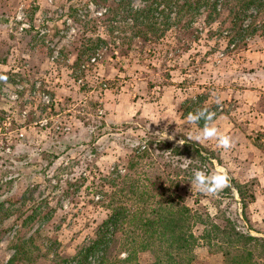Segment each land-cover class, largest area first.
I'll list each match as a JSON object with an SVG mask.
<instances>
[{"label": "rangeland", "instance_id": "obj_1", "mask_svg": "<svg viewBox=\"0 0 264 264\" xmlns=\"http://www.w3.org/2000/svg\"><path fill=\"white\" fill-rule=\"evenodd\" d=\"M167 4L0 0V76H7L0 80V203L9 214L1 225L0 264H98L95 254L86 261L76 257L108 213L100 189L115 188L102 179H116L117 168L124 174L142 144L162 153L150 140L195 141L189 137L205 121L190 124L187 116L201 106L215 112L209 124L229 135L232 146L221 148L215 138L198 142L210 161L193 152L166 154L155 157V172L168 177L164 163L172 160L181 181L169 193L220 225L232 218L240 230L264 237V218L255 213L264 207V7L257 8L256 32L228 44L230 19L221 14L205 22L201 9L188 16L190 34L176 26L174 2ZM96 38L103 40L97 59L76 64ZM185 169L220 170L230 184L206 194ZM35 211L38 217L21 226ZM15 230L32 236L33 257L8 263ZM202 231L203 225H192V264H224L200 239ZM127 232L114 234L110 264L152 262L154 253L124 244ZM124 247L136 252L120 262L128 257Z\"/></svg>", "mask_w": 264, "mask_h": 264}, {"label": "trees", "instance_id": "obj_2", "mask_svg": "<svg viewBox=\"0 0 264 264\" xmlns=\"http://www.w3.org/2000/svg\"><path fill=\"white\" fill-rule=\"evenodd\" d=\"M171 1L177 7L176 26L187 30L186 33H192L190 20H187L188 16L193 18L201 9L204 10L205 22H213L221 14L224 19H230L232 26L225 32L228 44L233 43L238 37V41L242 43L240 36H244V33L256 32L254 29L260 25L255 20V15L258 13L257 8L264 7V0H222L223 2L219 5L218 0H164V3H171ZM247 12L249 14H246ZM143 26L149 27L145 24ZM97 42H103V40L96 38V43L85 45L84 51L87 52L83 55L85 58L78 55L75 63L84 60L80 65H85V63L96 60L99 55ZM238 45L240 44L237 43L236 46L239 47ZM203 108L205 107L201 106L200 109ZM149 143H155L156 148L162 153L142 144L136 147V153L134 151L129 156L126 171L125 167L119 168L125 171L124 174H119L117 168L116 179L107 176L102 179L115 188L112 191L100 189L103 198H107L108 213L98 226L96 237L82 246L76 258L79 261H86L95 254L100 258L98 264H110L111 245L109 244L114 234L128 230L124 244L129 248L139 249L138 251L149 250L154 253L152 262L149 264H192L191 246L196 241L192 225L198 223L203 225L200 239L205 240L209 246L215 247L221 253L224 264H264V237L240 230L232 218H226L224 225H220L207 213H202L197 207L193 208L188 205L182 197L178 198L175 194L169 193L181 181L177 178L180 169L175 168L176 166L171 168L172 160L164 163L168 177L163 178L164 172L160 174L155 172L159 169L155 157L166 154L172 158L193 152L201 160L210 161V157L207 156L202 146L192 140H184L181 146H174L161 139L150 140ZM188 166L190 169L193 167L191 163ZM167 167H170V170H167ZM149 170L153 176H148ZM185 171L193 175L190 171L186 169ZM253 197L252 194L251 198ZM197 201L195 198L194 202ZM8 215L7 208L1 202L0 233L4 231L1 225ZM36 216L35 211L22 218L21 226L29 224ZM21 217L23 215H15V219H21ZM45 217L47 216H39V219ZM216 217L219 218V216ZM15 233L11 241L14 253L8 263L13 262L17 256L26 260L33 257L30 249V243L33 242L32 236L25 238V235L19 234V230H15ZM122 250L128 253V257L120 261L125 262L129 260L134 250H128L125 247ZM156 252L160 254L157 255Z\"/></svg>", "mask_w": 264, "mask_h": 264}, {"label": "clouds", "instance_id": "obj_3", "mask_svg": "<svg viewBox=\"0 0 264 264\" xmlns=\"http://www.w3.org/2000/svg\"><path fill=\"white\" fill-rule=\"evenodd\" d=\"M0 80H7V76H0ZM215 112L209 111L207 108L197 109L194 113H189L187 121L190 124H196L200 120H204L202 131L195 137L196 142L203 143L206 140L215 138L221 148L228 149L232 146L231 137L227 134L221 133L215 126H210L209 122L213 120ZM193 183L198 186L200 191L206 194H217L227 188L230 184V177L226 172L217 170L214 173L206 174L202 170H197L193 174ZM121 258H126V254H122Z\"/></svg>", "mask_w": 264, "mask_h": 264}, {"label": "crops", "instance_id": "obj_4", "mask_svg": "<svg viewBox=\"0 0 264 264\" xmlns=\"http://www.w3.org/2000/svg\"><path fill=\"white\" fill-rule=\"evenodd\" d=\"M261 168L263 169V172H264V164ZM259 181L264 184V174H263L262 178H259ZM255 213L262 215V218H264V214H263L264 213V207L259 208Z\"/></svg>", "mask_w": 264, "mask_h": 264}]
</instances>
